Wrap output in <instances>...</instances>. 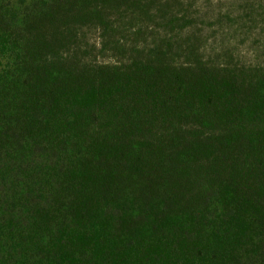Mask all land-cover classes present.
Instances as JSON below:
<instances>
[{"label": "trees", "instance_id": "trees-1", "mask_svg": "<svg viewBox=\"0 0 264 264\" xmlns=\"http://www.w3.org/2000/svg\"><path fill=\"white\" fill-rule=\"evenodd\" d=\"M199 25L0 0V264H264V60Z\"/></svg>", "mask_w": 264, "mask_h": 264}, {"label": "rangeland", "instance_id": "rangeland-1", "mask_svg": "<svg viewBox=\"0 0 264 264\" xmlns=\"http://www.w3.org/2000/svg\"><path fill=\"white\" fill-rule=\"evenodd\" d=\"M183 2L191 6V14L204 27L209 51L225 47L233 49L247 62L264 60V0ZM108 58L111 57L103 60L109 62Z\"/></svg>", "mask_w": 264, "mask_h": 264}]
</instances>
